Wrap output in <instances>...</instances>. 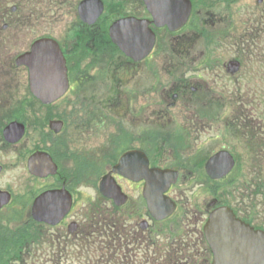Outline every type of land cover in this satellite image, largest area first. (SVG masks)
<instances>
[{
    "label": "flooded vegetation",
    "instance_id": "af4514ba",
    "mask_svg": "<svg viewBox=\"0 0 264 264\" xmlns=\"http://www.w3.org/2000/svg\"><path fill=\"white\" fill-rule=\"evenodd\" d=\"M126 1L131 4L126 2L125 15L152 21L146 0ZM197 1L191 0L193 8ZM263 3L242 10L237 26L227 10L211 11L206 34L192 26L194 10L179 30L151 22L155 46L140 61L116 49V58L103 62L109 56L102 42L109 39L97 28H84L83 40L63 46L74 82L62 110L32 93L29 67L18 63L34 40L26 37V45L13 50L24 32L36 30V13L0 12V264H60L62 259L64 264H264V113L254 111L264 103ZM27 18L30 25H25ZM109 42L108 49L115 50ZM230 48L235 50L231 58ZM161 51L169 56L154 64ZM88 52L96 56L86 62ZM103 77L114 86L88 90L99 87ZM109 94L111 117L104 120L124 122L129 145L124 147L122 132L87 150V136L98 133L103 119L99 106L105 107ZM53 120L62 121V130L54 131ZM14 122L25 126L23 137L7 133ZM72 129L78 150L70 146ZM213 129L216 135L210 134ZM155 130L161 133L150 137ZM229 133L247 147L245 154L235 151L237 143L216 151L207 147ZM130 150L149 160L146 167L139 158L143 155L133 156L135 169L122 170L132 177L154 167L178 172L167 192L175 202L170 217L158 219L151 213L145 179L114 171ZM38 151L49 154L40 156L51 157L55 173L45 159L35 163L40 174L31 171L30 159ZM86 157H108L102 160L105 169L95 171L97 163L90 165ZM165 157H175V163ZM210 157H233L231 172L212 178ZM240 157L255 158L245 163ZM217 169L220 163L212 172ZM109 172L126 196L123 204L100 192V181ZM91 188L92 193L85 192ZM70 199L56 223L37 218H48L51 211L59 216L60 205ZM102 220L108 221V229ZM107 240L110 249H105Z\"/></svg>",
    "mask_w": 264,
    "mask_h": 264
},
{
    "label": "water",
    "instance_id": "95a60500",
    "mask_svg": "<svg viewBox=\"0 0 264 264\" xmlns=\"http://www.w3.org/2000/svg\"><path fill=\"white\" fill-rule=\"evenodd\" d=\"M153 13L154 21L158 26L168 25L171 30L180 28L187 20L191 10L190 0H146ZM174 6H167L168 3ZM104 4L101 0H83L79 3L80 17L89 23H93L103 11ZM112 40L121 48V50L136 60L145 57L151 50L154 43V34L149 29L148 20H138L133 17L124 18L114 22L110 27ZM20 60L30 67V82L34 94L47 103L55 101L62 96L68 88L67 68L64 55L60 50L58 43L50 38L40 39L33 44L32 51L21 56ZM61 121L52 122L51 126L55 131H59L62 127ZM20 127L18 131L15 127ZM17 133V137H21L24 133V126L19 123H13L8 129H12ZM40 153L35 155L34 162L40 157ZM134 152L126 153L121 159H132ZM49 158V160H48ZM46 157L52 162L50 157ZM222 157H212L208 166H212ZM228 163V167H224L222 173L214 176H222L230 170L232 158ZM121 163L115 169L122 167ZM56 168V165L54 164ZM36 172V169H31ZM56 170V169H55ZM222 170V169H221ZM227 170V171H226ZM126 174V173H125ZM129 174V175H128ZM127 176L131 177L130 173ZM137 177V179L141 178ZM176 175L170 170H151L146 183V196L150 203L154 201L163 203L164 213L158 217H163L171 211L168 199L164 198V191L175 182ZM101 191L108 197L121 198L122 194L117 185L109 174L105 175L101 182ZM119 202H122L121 200Z\"/></svg>",
    "mask_w": 264,
    "mask_h": 264
},
{
    "label": "rangeland",
    "instance_id": "374dc122",
    "mask_svg": "<svg viewBox=\"0 0 264 264\" xmlns=\"http://www.w3.org/2000/svg\"><path fill=\"white\" fill-rule=\"evenodd\" d=\"M37 0H0V12L4 14V11L8 13V11L11 9V7H13L14 5L19 3L24 7H26V9L23 10H30L32 8H34L36 6L37 9V15H38V26L36 24V30L35 31H29V32H24L22 34V40L20 44L16 45L13 50L23 47L26 45V37H30L33 38L35 35L36 36H41L43 34H45L46 32L50 31L54 33V36L62 39L63 40V44H69L71 46H73L76 42L75 41V34L74 32L75 30V26L79 21L78 18V14H77V7H78V2L80 0H67L64 3L60 2V1H48V0H40V6L37 5L36 3ZM111 1V0H109ZM127 1H121V0H117V1H111L108 2L107 4L110 6H114V11H111L114 14L119 15L120 13H125L127 10ZM129 5L131 3H128ZM254 5L259 6V0H198L195 6V11L194 13V17L192 20V26H194L195 24L197 25V28L200 29L199 34H206L208 32L209 26L208 24L205 23V19L208 17L209 13L211 11L214 10H227L228 14H231V22L233 23V25L235 24V26L238 25V21H239V15L240 12L242 10H246L248 8L253 7ZM264 6V3L262 4ZM20 6V5H19ZM21 8V6H20ZM202 10V15H199L198 11ZM57 15H56V14ZM218 13V12H216ZM223 13V12H222ZM10 14V13H9ZM112 14V15H114ZM105 24V22H104ZM103 24V26H104ZM2 25V23L0 24ZM102 25L98 26L97 29L103 30ZM96 29V30H97ZM69 30V33H67L66 31ZM78 43V42H77ZM103 48L107 49V56L108 57H102L103 62H105V60H110V59H114L116 58V54H118L116 52V48L113 51H110L109 48V40H103ZM10 46V45H8ZM70 46V47H71ZM112 52V54H111ZM114 52L116 54H114ZM235 52L234 49L230 48V54H229V58H231L233 56V53ZM111 55V56H110ZM96 55L94 53L88 52V53H84L83 58H85V61L87 62L90 58L95 57ZM165 56H169V55H164V52L161 51L159 52V54L156 56V61L153 63L156 64L158 63L159 59H163V63H165L166 59L164 58ZM75 58V57H72ZM165 60V61H164ZM78 63V62H77ZM104 65V64H103ZM107 70H110L111 65H104ZM124 66H118V69H122ZM112 68V67H111ZM107 72V71H106ZM162 72H166V71H162ZM166 75V74H165ZM109 78L108 77H103L101 78V82H99L98 85L99 87L90 85L88 87L89 91H94L96 89H100V87H103L105 84L106 86H108V88L110 89L112 86H114V82L111 81V83L108 81ZM233 83V82H232ZM235 86L236 84L233 83ZM262 85V84H261ZM100 90L96 91L97 94L99 93ZM111 94V93H110ZM110 94L108 95L107 101L104 102L103 100V104L105 107L99 106V108L102 111V124L101 127L98 128V133H91L90 136H87L86 139V149L88 150H92L96 147V145H101L102 143H104L105 139H108L111 135H113L114 133L116 134H120L122 132H124V147H126L127 145H129V141H130V135L128 134V131L121 128V127H127L126 124H124V122H122L120 119L114 120L111 123H106V121L104 120L106 117H111V114H108V102L109 100H111L110 98ZM101 95L103 96V91H101ZM98 99V97H97ZM264 101V100H263ZM257 104V102H256ZM247 107H250L249 105H247ZM63 107H60V109H62ZM107 108V109H106ZM120 108V107H119ZM118 108V109H119ZM250 110H254L253 108H250ZM256 113H264V103L261 104V107H259L258 109L255 108L254 110ZM264 122V120H263ZM99 126V125H97ZM264 126V124H263ZM232 132L235 131V129H231ZM229 129V131H231ZM71 133L74 132V135L72 136V140L71 142H73V144H70L71 148H73L74 150H78L77 148V144H76V139H77V131L76 130H70ZM66 133H69V130L67 129ZM161 131L160 130H155L153 132L150 133V137H156V135L160 134ZM217 130L213 129L210 134L212 135H216ZM118 136V135H116ZM118 141H119V137ZM235 140L233 139V135L232 133H229L228 135H223L221 136L220 139H215V143H211L208 144L207 147L213 148L215 151L217 149L220 148H230V146H232V143H237V148L235 149L236 152H238L239 154H245L244 151H246L245 146H243L242 143L239 142V139L237 137H235ZM239 143V144H238ZM242 144V145H241ZM96 159L95 157H86V159L88 160V163H90V165L95 162L97 163L95 166V171H100V170H104L106 167V163L102 164V160H106L108 159V157H104L103 159L96 161L94 159ZM168 157H165L164 160L166 161ZM185 159V157H183ZM187 158V157H186ZM198 160L201 158L202 161H204L206 159V157H197ZM241 160H245V163L251 162V160L255 157H240ZM204 159V160H203ZM90 165L87 166V169L89 170ZM245 165V164H244ZM95 179L94 177H92L90 179V182H92ZM237 182L236 177H233L231 184L234 185V183ZM93 189H86L85 192L86 193H92ZM110 215V212H109ZM105 218V212L104 215L101 217V219ZM103 222H107V220H102ZM173 244V243H172ZM63 264V263H62ZM69 264V263H68ZM71 264H77V263H71Z\"/></svg>",
    "mask_w": 264,
    "mask_h": 264
}]
</instances>
